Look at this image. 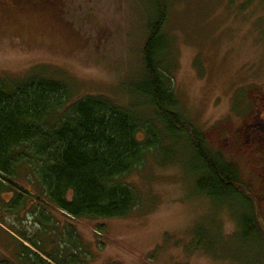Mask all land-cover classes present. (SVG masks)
<instances>
[{
	"label": "rangeland",
	"instance_id": "374dc122",
	"mask_svg": "<svg viewBox=\"0 0 264 264\" xmlns=\"http://www.w3.org/2000/svg\"><path fill=\"white\" fill-rule=\"evenodd\" d=\"M42 1L0 0V76L24 78L38 67L71 83L73 100L97 94L121 105L141 104L142 98L123 84L136 81L142 71L141 50L154 1ZM167 2L164 32L174 43L179 110L239 168L264 222V0ZM180 154V161L165 166L151 159L126 178L141 192L142 209L126 218L94 220L72 219L52 206L57 231L64 232L67 224L74 227L83 245L78 253H87L89 264L263 261L253 243L231 236L243 212L240 201L198 194L190 158L183 150ZM29 213L16 224L33 235L38 226ZM198 225L230 238L218 250L197 248L191 241ZM6 239L0 236L5 252L0 259L11 255Z\"/></svg>",
	"mask_w": 264,
	"mask_h": 264
},
{
	"label": "trees",
	"instance_id": "16d2710c",
	"mask_svg": "<svg viewBox=\"0 0 264 264\" xmlns=\"http://www.w3.org/2000/svg\"><path fill=\"white\" fill-rule=\"evenodd\" d=\"M153 1L142 71L123 84L141 104L121 105L97 94L73 100L71 83L38 67L24 78L0 76V236H7L11 252L0 264H89L87 253H78L83 245L74 227L58 232L50 207L72 219L129 217L144 201L126 178L151 159L163 166L180 161L181 150L190 158L198 194L240 201L243 212L231 236L258 247L263 261L255 264H264V222L256 198L239 168L179 110L174 43L164 32L168 0ZM27 209L38 226L33 235L16 224ZM192 232V244L208 251L230 238L203 225ZM238 259L228 264H252Z\"/></svg>",
	"mask_w": 264,
	"mask_h": 264
}]
</instances>
